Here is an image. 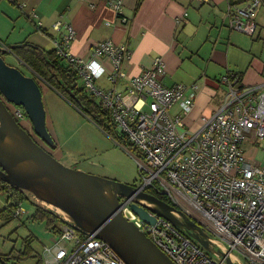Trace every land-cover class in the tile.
Wrapping results in <instances>:
<instances>
[{"label":"built area","instance_id":"1","mask_svg":"<svg viewBox=\"0 0 264 264\" xmlns=\"http://www.w3.org/2000/svg\"><path fill=\"white\" fill-rule=\"evenodd\" d=\"M8 1L35 15L23 3ZM104 2L121 21H126L121 17V0ZM260 3L261 0L228 3V29L252 37ZM52 26L59 33L53 39L56 57L73 69L83 93L106 111L110 125L119 128L125 137L122 147L138 169L137 192L166 197L170 205L203 228L233 261L264 264V165L248 160L244 151L246 141L253 145L264 141V83L240 86L238 77L228 72L217 82L225 88L220 105L201 119L198 129L190 130L184 125V117L195 105L197 83L163 85L164 62L156 57L149 68L130 76L125 88L119 90L117 84L127 76L121 65L131 58L126 46L111 40L99 41L87 57H79L69 50L75 37L72 25L55 21ZM26 67L39 85L50 86ZM103 75L106 87L100 84ZM175 106L179 112L172 111ZM9 111L36 139L22 107L10 104ZM132 204L133 197H120L118 211L175 264L224 263L225 257L216 256L219 261H214L164 217L148 211L155 221L147 223L132 210ZM23 213L19 202L12 217ZM56 226L55 238L43 247L42 264H126L94 234L62 221Z\"/></svg>","mask_w":264,"mask_h":264},{"label":"crops","instance_id":"2","mask_svg":"<svg viewBox=\"0 0 264 264\" xmlns=\"http://www.w3.org/2000/svg\"><path fill=\"white\" fill-rule=\"evenodd\" d=\"M17 1L35 15L8 0H0V47L24 43L53 53V39L59 36L53 23H69L75 32L69 50L76 56L87 57L95 43L105 40L131 51L130 60L121 65L127 76L117 84L119 90L125 88L130 76L149 68L160 57L165 71L161 77L163 85H198L195 105L184 117V125L190 130L198 129L201 119L220 105L225 88L217 82L228 72L238 74L240 86L264 83V0L255 12L257 27L252 37L233 32L226 25L227 4L246 0H121V17L125 22L104 0ZM8 56L19 60L14 54ZM58 62L74 72L64 61ZM100 84L107 86L104 75ZM40 87L45 91L48 88ZM172 111L179 112V108L175 106ZM51 135L55 148L50 153L58 159L60 140L55 131ZM256 147L245 142L248 160H254L249 152L257 151ZM7 196L6 193V200ZM16 256L6 264H18ZM38 260L42 264L41 255Z\"/></svg>","mask_w":264,"mask_h":264},{"label":"water","instance_id":"3","mask_svg":"<svg viewBox=\"0 0 264 264\" xmlns=\"http://www.w3.org/2000/svg\"><path fill=\"white\" fill-rule=\"evenodd\" d=\"M24 43L0 47V180L21 193L31 194L53 209L47 212L80 231L94 234L108 243L126 264H175L142 231L118 211L119 198L133 197L132 210L147 223L155 219L151 211L170 221L208 252L233 261L213 238L183 211L135 185L122 183L63 165L21 127L8 104L22 107L34 135L53 150L55 141L46 125L42 89L31 75L5 62L4 56L24 47ZM80 106L75 94L63 85ZM36 204V203H35ZM0 263L6 264L0 255Z\"/></svg>","mask_w":264,"mask_h":264},{"label":"rangeland","instance_id":"4","mask_svg":"<svg viewBox=\"0 0 264 264\" xmlns=\"http://www.w3.org/2000/svg\"><path fill=\"white\" fill-rule=\"evenodd\" d=\"M4 60L23 74L31 75V71L22 62L8 55L4 56ZM78 84L80 86L81 82L78 81ZM47 87L46 91L41 88L46 107V125L50 134L54 131L58 134L61 150L58 161L73 169L80 167L79 170L83 169L84 172L136 186L139 182L138 169L133 158L122 147L120 129L113 126L103 129L101 123L91 115L84 114L83 109L71 97ZM255 145L258 146L257 151L250 150V156L264 165V141H257ZM26 197L22 201L24 213L20 217L10 218L3 211L8 204L6 193L0 191V255L10 254L9 260L12 261L18 253L26 249L32 257L18 264H38L44 245L50 244L56 235L46 228L45 221L33 218L32 215L37 209L36 204L43 209L53 208L31 194H26ZM196 244L200 246L198 242ZM200 247L211 259L219 261L211 252Z\"/></svg>","mask_w":264,"mask_h":264},{"label":"trees","instance_id":"5","mask_svg":"<svg viewBox=\"0 0 264 264\" xmlns=\"http://www.w3.org/2000/svg\"><path fill=\"white\" fill-rule=\"evenodd\" d=\"M14 55H16L26 66H28L31 70L35 73L40 75L45 81L47 82L52 89L57 91L58 93L68 96V93L64 90L63 85L70 89L73 94L77 96L82 104V109L84 114L88 116L91 115L94 119L99 121L101 127L106 130L104 127H111L110 123L107 119V113L102 107L93 101L90 97H88L85 93H83L81 86L77 83V78L75 77L74 72H72L69 68L62 66L59 64L58 59L53 51V53L43 51L42 49L25 44L24 47L18 48L13 50ZM53 54V55H52ZM62 61V60H61ZM234 75L238 77V74ZM239 80V77H238ZM103 124V125H102ZM121 139L124 143H126L125 137L121 136ZM0 191L6 192L8 194L7 200L8 204L4 208L5 215L7 217H12L13 209L18 205L19 202H22L26 197L25 193H21L14 189L13 187L9 186L7 183L0 180ZM160 199L168 202L169 200L164 196H158ZM36 211L32 215L33 218H40L45 221V226L54 234H57V222L60 220L57 219L55 216L47 212L42 207L36 204ZM5 262L11 258V255L8 254L6 256H1ZM31 254L28 250H24L20 252L18 256H16V260L24 261L26 259L31 258ZM42 259V256H41ZM1 264V263H0ZM17 264V263H11ZM39 264V263H38Z\"/></svg>","mask_w":264,"mask_h":264},{"label":"flooded vegetation","instance_id":"6","mask_svg":"<svg viewBox=\"0 0 264 264\" xmlns=\"http://www.w3.org/2000/svg\"><path fill=\"white\" fill-rule=\"evenodd\" d=\"M9 105H10V104L7 105V106H8V109H9ZM35 140H36L40 145H42L43 147H45V148L50 152L51 149L47 148V147L43 144V142H42L40 139L36 138ZM155 196L158 197V195H155ZM158 198H159V197H158ZM167 203H168V202H167Z\"/></svg>","mask_w":264,"mask_h":264}]
</instances>
